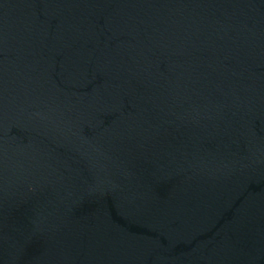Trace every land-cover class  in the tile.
<instances>
[{"label": "water", "instance_id": "95a60500", "mask_svg": "<svg viewBox=\"0 0 264 264\" xmlns=\"http://www.w3.org/2000/svg\"><path fill=\"white\" fill-rule=\"evenodd\" d=\"M0 264H264V0H0Z\"/></svg>", "mask_w": 264, "mask_h": 264}]
</instances>
